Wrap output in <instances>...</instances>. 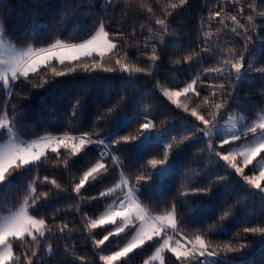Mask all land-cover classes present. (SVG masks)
Returning a JSON list of instances; mask_svg holds the SVG:
<instances>
[{"label":"trees","instance_id":"1","mask_svg":"<svg viewBox=\"0 0 264 264\" xmlns=\"http://www.w3.org/2000/svg\"><path fill=\"white\" fill-rule=\"evenodd\" d=\"M141 2L155 10L157 5L162 8L165 4L175 3L178 0H115L110 7L106 5L105 0H0V25L5 29L4 37L17 48L28 45L47 46L55 39L79 43L90 38L98 24L103 21L106 30L110 33L124 34L121 54L128 52L132 62L150 68L151 71V74L134 73L130 78L128 73L78 71L57 77L42 88L33 87V84L39 81V76L33 77L31 82L23 78L16 81L10 102L8 93L0 90V114L7 112L10 117L16 115V132L22 140L37 139L45 134L79 135L81 132L93 130L95 124L100 125L95 131L100 137H104L116 124L129 118L131 124L125 132H131L138 123L142 122L146 110L149 118L154 120L163 134L164 140L160 143L168 142L171 137L185 132L189 125L183 118L187 114L163 97L160 85L174 87L170 81L175 79L180 83V87H183L184 81L196 78V73L201 67H210L215 63L207 57L198 58L200 63L193 62L191 65L173 63L185 55V50H199L203 46L201 42L204 40V32L201 31V25L203 23L205 30L210 28L209 10L222 8L221 19H225V24L228 25L225 29L218 20L211 21L213 44L227 43L228 47L241 48L244 43L243 38L231 32L232 27H235L230 20L231 15H236L232 8L234 0H188V4L182 7L169 9L172 12L167 18L170 35L165 37L167 47L158 46L161 57L157 62L158 69L137 59L139 55L137 42L143 45L145 38H150L152 35L148 29L160 27L155 25V17L148 13L146 8L134 11L128 7L130 4L136 5ZM239 2L243 3V0ZM252 2L253 0H248V3ZM254 10L256 13L264 12V2L254 0ZM244 12L245 19L241 20V23L246 22L248 14H253V9L245 4ZM254 22L257 28L249 33L253 40L248 45L247 51L243 52L246 68L247 64L251 63L253 70L247 72L243 81L233 79L227 85L231 91L226 104L228 112L245 116L248 122L256 120L264 113L261 111L264 110V74L254 70L264 67V33H259L261 39H256L259 27L264 24V17L256 16ZM153 42L158 43V41ZM142 59L146 60L147 57ZM49 76L50 73L46 74L45 78ZM201 79L203 80L204 77L201 76ZM198 87L202 94H207L203 86L198 85ZM77 101L80 111L78 116L73 117V105ZM114 106V111L109 112L108 110ZM100 113L106 115L97 120ZM256 134H249L242 140ZM7 138L5 134L0 139V143ZM187 144L190 142L181 144L171 154L170 162H174V170L160 181L165 185V190L154 187L146 195L145 190L141 189L140 199L146 206L156 210H163L175 204L181 228L189 237L192 233L206 229L209 231L208 238L214 244L221 246L230 244L238 248L235 252H221L217 259H227L233 264H264V235L244 232L245 228L264 227V199L260 198L264 193L253 196L250 193L257 190L246 189L238 182V178L228 176L226 181L211 185V191L207 194H194L192 189L209 187L210 180H215L218 176H226L227 173L222 167L211 162L205 144L196 143L186 147ZM162 153L163 149L156 147L154 142L151 154L160 158ZM76 159L69 157L67 166L71 168L69 172L63 163V157L57 163L53 154L49 153V159L44 161L39 169L13 173L10 177L12 190L0 192V203L5 204L6 207H12L13 204L18 207L23 200V188L34 176H54L62 183L65 190L60 191L59 196L50 200L52 206L46 210L42 209L40 215L47 218L50 224L60 225L62 222H67L69 229L66 235L55 230L48 241H42V249L38 250L39 260L36 264H68V262L104 264L99 260V256L110 254L123 247L132 236L134 228L110 236L104 245L94 246L93 239H101L107 234L104 228L111 231L115 226L106 225L90 233L83 230L81 217L98 216L105 206L111 203L110 200L102 198L95 200L89 198L97 197L100 191L117 183L120 169H115L111 177L96 186L89 187L86 184L81 190L83 199H66L65 197L69 196L67 188L72 178L78 177L86 170L89 164L97 159V155L95 152L90 153L78 163L75 162ZM120 159L130 174L135 173L143 163L138 160L133 145L125 146ZM251 167L250 165L249 168ZM245 171L249 175L252 174L247 168ZM169 177H171L170 184ZM153 180H156V177H153ZM184 185L187 187L182 191ZM184 193H188L187 199L184 198ZM71 197H76V193H71ZM72 205H79V209H74ZM226 211L227 216H225ZM48 244L52 245L51 253L47 249ZM157 245L154 242L147 243L114 264H143ZM241 245L243 247H240ZM165 256L167 264H174L175 258L171 254L166 253Z\"/></svg>","mask_w":264,"mask_h":264},{"label":"snow or ice","instance_id":"2","mask_svg":"<svg viewBox=\"0 0 264 264\" xmlns=\"http://www.w3.org/2000/svg\"><path fill=\"white\" fill-rule=\"evenodd\" d=\"M105 3L110 7L115 0H105ZM186 4L188 0H178L175 3H167L162 8L157 5L155 10L142 2L128 5L134 11L146 8L147 12L155 17V25L160 26L157 29H148L152 35L150 38H145L143 45L137 42L138 60L159 68L157 62L161 57L158 46L167 47L165 37L170 35L167 18L172 15V12L169 9L175 10ZM245 4L253 9V14H248L246 22L241 23L240 21L245 19ZM232 8L236 15L230 16L232 24L235 25L231 32L243 38L244 43L241 48L228 47L227 43L213 44L211 21L218 20L225 29L228 25L225 24V19H221L222 8L209 10L210 28L205 30L203 23L201 25V31L204 32V40L201 42L203 46L199 50H185V55L173 63L191 65L193 62L200 63L198 58L201 57H207L215 63L210 67H201L196 73V78L184 81L183 87H180V83L175 79L170 81L174 87L160 85L163 97L187 114L183 119L189 127L184 133L171 137L168 142L160 143L164 140L163 134L154 120L149 118L146 110L142 122L138 123L131 132H125L131 124V118H129L116 124L104 137H100L95 131L100 127L99 124H95L93 130L81 132L79 135L45 134L37 139L26 141L22 140L16 132V115L13 114L10 117L7 112H4L0 114V139L6 134L8 140L0 144V192L12 190L10 177L13 173L19 174L39 169L41 164L49 159V153L53 154L57 163L63 157V163L67 167L69 157L77 158L75 162L78 163L85 156L95 152L97 159L91 162L78 177L72 178L67 188L69 196L65 198L83 199L81 190L86 184L89 187L96 186L111 177L115 169H120L117 183L100 191L97 197L89 198L93 200L102 198L110 200L111 203L107 204L98 216L83 215L82 228L91 233L106 225L115 226L111 231L104 228L107 234L101 239H93L92 242L96 247L104 245L110 236L123 233L126 227L129 230L135 229L132 239L127 244L110 254H101L100 261L104 264H114L122 257H127L134 249H140L146 243L154 242L159 244V247L155 248L154 253L143 264H155L157 261L159 264H167L165 252L175 258L174 264H233L230 260L217 259V257L221 252H235L238 248L230 244L223 246L214 244L208 238L209 231L206 229L192 233L189 237L181 228L175 204L163 210H156L146 206L139 197L141 189L145 190L146 195L154 187L165 190V185H162L160 181L174 170V162H170L171 154L185 142H190L185 145L186 147L196 143L205 144L211 162L222 167L227 173L226 176H218L215 180H210L209 187L192 189L194 194H207L211 191V185L226 181L228 176L238 178V182L246 189L257 190L250 193L253 196L264 193V115H260L257 121L249 124L247 117L228 112L226 108L227 98L231 96V91L227 87L229 81L233 79L243 81L247 72L253 70L251 63H248L246 68L243 52L247 51L248 45L253 40L249 33L257 28L254 22L255 17H264V12H255L254 0L252 3H248V0H243V3L234 0ZM4 31L3 25H0V90L8 93L9 102L12 89L16 87L15 82L22 78L31 82L33 77L39 76V81L34 83L33 87L42 88L57 77L71 75L78 71L128 73L129 78L134 73L151 74L150 68L141 67L132 62L128 52L121 54V41L124 34L110 33L106 30L103 21L98 24L94 34L87 40L70 43L55 39L47 46L41 47L28 45L24 48H16L5 40ZM259 33H264V24L259 27L256 39H261ZM143 57L147 59L143 60ZM242 70L245 71L242 72ZM254 70L264 74V67ZM48 73L50 76L46 79L45 75ZM201 76L204 77L203 80ZM94 78L101 79V77ZM198 85L204 87L206 95L202 94ZM114 108L115 106L108 111L112 112ZM79 111V101H77L73 105V117L78 116ZM261 111L264 112V110ZM13 113H15L14 109ZM105 115L100 113L97 120ZM222 120H225V123L221 124ZM122 132L125 134L121 135ZM256 133L258 135H254L252 140H242L243 137ZM154 142L156 147L163 149L160 158L151 154ZM126 145H133L138 160L143 161L137 171L131 174L125 169L120 159ZM250 165L251 168H249ZM246 168L252 173L251 175L246 173ZM67 170L71 172L70 167H67ZM153 177H156V180H153ZM168 183H171V177ZM184 187L187 185L182 186V191ZM64 190L62 183L54 176L36 175L23 188V200L18 207L15 204L12 207H6L5 204L0 203V264H36L39 260L38 250L42 249V241H48L55 230H58L60 234H67L69 229L67 222H62L60 225L50 224L47 218L40 215L42 209L46 210L52 206L49 201L55 199L60 191ZM73 192L76 193V197H71ZM187 196L188 193H184L185 199ZM260 198L264 199V196ZM72 207L79 209V205H72ZM227 215L226 211L225 216ZM244 232L264 235V227L245 228ZM25 245L27 247H23ZM47 249L51 253L52 245L48 244Z\"/></svg>","mask_w":264,"mask_h":264},{"label":"rangeland","instance_id":"3","mask_svg":"<svg viewBox=\"0 0 264 264\" xmlns=\"http://www.w3.org/2000/svg\"><path fill=\"white\" fill-rule=\"evenodd\" d=\"M4 38H5V37H4ZM5 40L8 41L7 39H5ZM8 42H9V41H8ZM11 44H12V43H11ZM12 45H13V44H12ZM16 48H17V47H16ZM261 115H264V113L261 114ZM257 119H258V118H257ZM257 119L254 120V121H257ZM254 121H252V122H248V123L251 124V123H253ZM224 123H225V122H224ZM221 124H223V123H221ZM238 127H239V125H238ZM256 135H258V134H256ZM253 137H254V136H253ZM253 137H251V138H249V139H245V140H243V141H249V140H252ZM7 140H8V138H7L5 141H3L2 143H0V144L5 143ZM258 159H259V158H258ZM255 163H256V162H255ZM137 226H138V225H137ZM127 230H129V228L126 227V228H125V231H127ZM125 231H124V232H125ZM134 233H135V229L133 230V233H132V236H131L130 240L132 239ZM130 240H129V241H130ZM148 243H150V242H148ZM146 244H147V243H146ZM146 244H145V245H146ZM145 245H144V246H145ZM144 246H143V247H144ZM157 247H159V244H158L155 248H157ZM136 250H137V249H134L133 251H136ZM154 251H155V249H154ZM154 251H153V253H154ZM131 253H132V252H131ZM153 253H152V254H153ZM166 253H167V252H165V254H166ZM129 254H130V253H129ZM169 254H170V253H169ZM122 258H123V257H122ZM148 258H149V257H148ZM148 258H147V259H148ZM155 264H159V262L157 261V262H155Z\"/></svg>","mask_w":264,"mask_h":264}]
</instances>
